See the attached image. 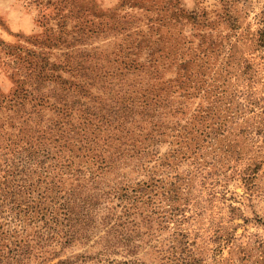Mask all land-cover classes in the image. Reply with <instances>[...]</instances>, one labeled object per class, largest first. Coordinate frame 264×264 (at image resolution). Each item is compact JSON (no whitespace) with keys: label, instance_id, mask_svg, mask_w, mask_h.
Returning a JSON list of instances; mask_svg holds the SVG:
<instances>
[{"label":"rangeland","instance_id":"rangeland-1","mask_svg":"<svg viewBox=\"0 0 264 264\" xmlns=\"http://www.w3.org/2000/svg\"><path fill=\"white\" fill-rule=\"evenodd\" d=\"M263 10L264 0H0V150L27 137H50L57 110L82 101L87 83L102 102L121 87L148 97L163 89L161 96L172 107L183 104L184 112L167 115L164 129L173 128L176 119L198 127L199 110L215 105L216 86L224 80L228 92H245L250 83L264 98V55L249 41L261 29ZM196 77L200 92L189 88ZM211 78L216 82L208 87ZM125 141L106 139L99 150L113 157L116 150H131ZM243 145L239 154L197 150L187 158V150L172 153L164 143L159 159L150 163L168 181L177 175L189 182L179 202L189 220L181 228L203 264L228 259L253 235L264 239V147L259 140ZM195 160L201 163L197 169ZM125 162L122 175L141 178L132 172L137 159ZM252 169L256 192L249 196L238 174ZM120 177L113 171L108 179ZM169 234L153 224L151 239L142 240L156 248L143 244L139 263L166 264L158 251L165 249ZM230 236L235 241L226 245L223 239Z\"/></svg>","mask_w":264,"mask_h":264},{"label":"trees","instance_id":"trees-1","mask_svg":"<svg viewBox=\"0 0 264 264\" xmlns=\"http://www.w3.org/2000/svg\"><path fill=\"white\" fill-rule=\"evenodd\" d=\"M259 24L261 29L249 41L264 55V10ZM245 68L243 76L249 69ZM211 80L208 87L216 82ZM200 82L196 77L189 88L200 92ZM223 83L216 86L215 105L199 110L198 127L189 128L186 121L180 124L176 119L174 127L167 129L163 119L184 112L183 104L172 107L161 96L163 89L148 97L134 88L123 91L121 87L108 102H102L87 83L80 95L82 101L57 110L50 137L41 136V141L27 137L7 144L0 150V264H140L136 256L142 245L156 248L142 240L151 239L153 224L170 233L163 241L165 249L158 251L162 261L203 264L181 228L182 222L189 220L179 208L189 182L177 175L168 181L150 163L159 159L157 150L164 143L172 153L187 150V158L197 150H236L239 154L248 140H259L264 147V98L250 83L245 92H228ZM51 131L55 133L51 135ZM111 138L130 142L131 150H116L113 157H103L99 144ZM133 159L137 164L132 172L141 178L130 181L120 169ZM194 162L197 169L201 163ZM113 171L121 177L111 183L108 177ZM238 176L252 196L256 192L255 170ZM253 238L234 247L236 251L218 264H264V239ZM233 239L223 240L227 245ZM91 249H97L93 256ZM118 256L122 260L113 259Z\"/></svg>","mask_w":264,"mask_h":264}]
</instances>
